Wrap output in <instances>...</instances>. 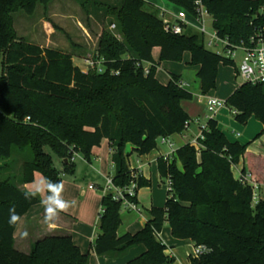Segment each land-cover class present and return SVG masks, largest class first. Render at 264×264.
I'll list each match as a JSON object with an SVG mask.
<instances>
[{"label":"trees","instance_id":"16d2710c","mask_svg":"<svg viewBox=\"0 0 264 264\" xmlns=\"http://www.w3.org/2000/svg\"><path fill=\"white\" fill-rule=\"evenodd\" d=\"M50 1L0 0V159L10 160L15 149L28 152L22 179L0 178V264H90V254H83L71 236L45 237L29 254L15 249L20 220L42 202L39 195L19 185L33 183L35 173H40L48 196H57L49 191V183L62 187L61 173L47 148L73 175L74 154L91 162L93 149L108 140L113 149V184L125 188L133 181L127 146L139 157L149 155L158 149L160 139L185 133L192 121L182 103L192 100L193 94L178 85L181 79L175 75L167 85L161 84L157 79L160 64L182 62L190 53V65L199 67L203 95L216 89L221 65L236 66L210 51L205 37L193 29L183 36L166 33L159 11L147 10L154 5L122 0L119 7L105 9L106 16L117 15L119 25L115 26L121 33L119 39L104 31L100 38L97 58L105 61V72L84 73L72 55L17 38L14 14L19 10L33 14L37 4ZM166 1L190 15L195 13V0ZM204 5L218 36L230 46H251L252 38H264V0H204ZM156 48L161 51L159 62L153 58ZM137 61L154 63L149 76L136 68ZM226 103L237 112L235 120L240 125H247L252 117L264 125V85L241 84ZM245 158L247 170L264 186L248 146L230 142L217 121L210 119L197 146L187 144L172 160H159L161 179L171 178L172 191L163 208L148 212L143 230L119 236L122 205L111 194L103 197L92 251L98 256L123 257L144 246L145 253L129 264H175L157 239L169 225L175 239L207 249L191 258V264H264V198L254 206L252 188L233 172ZM138 184L139 190L151 186L141 176Z\"/></svg>","mask_w":264,"mask_h":264},{"label":"crops","instance_id":"0c3cea01","mask_svg":"<svg viewBox=\"0 0 264 264\" xmlns=\"http://www.w3.org/2000/svg\"><path fill=\"white\" fill-rule=\"evenodd\" d=\"M121 3L122 0H119L116 1V4L114 5L120 6ZM152 5L155 6V4ZM155 7L160 10H164L161 7L166 6L161 3ZM79 24H81V22H79ZM40 46L43 47L42 45ZM153 58L156 62H159L160 54L159 57H156L153 51ZM161 66L162 63L157 70V79L163 85H167L171 81L172 75L178 77L182 75L176 74L174 71L170 70V72H167L165 75L167 78L166 82H161L158 75L159 72L160 74L163 72ZM173 66L174 65H171V67ZM82 67L84 71V68L86 67L84 62H82ZM78 68L81 69L80 67ZM196 68L198 69L196 72L197 75L199 67ZM180 79L181 81L186 82L181 77ZM218 81L219 75L217 78V85ZM188 85L190 88L189 83ZM189 88L187 90H189ZM238 88L231 91L230 93L226 92L225 94L213 90L210 92V96L199 94L196 96V98L199 104L204 105L207 108V98H216L226 102ZM200 93H202L201 88ZM182 106L191 117L192 124L190 123V126L185 133L176 134L168 138V141L175 145V151L187 144L197 146L198 138L201 134L200 127L205 125L202 124V120L197 115V113L195 114L194 111L196 108L192 103L183 102ZM207 117L208 114L206 115L205 119ZM212 119L217 121L219 129L226 135L230 142L240 143L243 146H248V153L252 154L254 163L259 168L260 176L264 178V125L255 117H252L247 125H240L235 120L232 109L228 107L220 109ZM229 132L235 135L236 138L230 136L228 134ZM160 146L166 150L162 151L161 148H158L151 154L142 157L137 156L130 145H128L126 148V153L129 155L130 170L135 171L139 176L143 177V179L149 181L151 187L159 183L162 185H167V180L162 181L161 179L158 162L163 156H168L169 160H172L174 157V151L168 144H160ZM112 154L113 149L111 144L108 140H105L100 147L93 149L91 162H87L84 159L80 166L75 164L77 167L75 169L76 173L73 174L69 179L62 180V187L59 195V198L65 201L68 204V207L62 211H59L52 219L47 221L45 220V207L47 205L48 195L47 183L44 176L40 173H35L33 183L19 185L21 190L39 195L42 199V202L39 205L32 207L30 211L20 220L14 235L15 249L19 252L29 254L31 252L32 246L37 241L45 237L71 236L74 244L80 248L83 254H90V264H129V262L139 258L142 254H144L146 251L144 246H139L130 250L123 257L98 256L94 253V251H92V247L99 235V220L102 214V200L105 196L104 188L107 185L108 179L113 178L115 173L114 164L112 162ZM61 163L64 168L62 160ZM83 170L88 172L90 179L88 183L86 180L79 179V176ZM233 172L236 179H238L240 175L244 173L252 174L247 170L246 158L242 159L240 164L234 167ZM91 186H93L94 189H91ZM263 187L264 186H262V188ZM140 192L141 189L138 192L139 212H122L127 213L129 216L132 215L133 218L128 221H122V226L119 230V236H123L127 233L137 234L143 230L149 221L148 212L154 207L163 208L169 196L168 190L166 199L160 204L155 202L154 194H152L151 200L148 202V204H145L143 200L141 201ZM141 204L146 208V214L141 209ZM170 231L172 234L171 228ZM170 233H166L165 230H163L161 233V240L168 248V250H166V255L174 257L175 264H191L190 258L194 250V244L190 241L175 239L172 237V235L170 236Z\"/></svg>","mask_w":264,"mask_h":264},{"label":"rangeland","instance_id":"374dc122","mask_svg":"<svg viewBox=\"0 0 264 264\" xmlns=\"http://www.w3.org/2000/svg\"><path fill=\"white\" fill-rule=\"evenodd\" d=\"M116 1L119 0H51L48 4H37L33 14H28L24 10H19L14 14V28L17 38L24 39L28 43L40 44L43 47L57 49L63 53L70 54L73 56L74 64L83 71L82 62L90 57H97L99 41L104 31L116 35L119 39L121 38V33L118 30L119 28L112 30L113 25H119L117 15L112 13L106 16L105 13L107 7H119L114 5ZM146 1L149 4H155V6L162 3L166 7L161 8L168 14L176 15L182 10L166 0ZM147 10L150 12L159 11L158 16L162 19V11L157 7L148 8ZM166 17L169 18V16ZM191 20L193 19L191 18ZM79 22H81V24H79ZM196 26L199 25L196 24ZM207 29L209 33L213 32L212 20L210 18H208ZM209 39V36H205L207 42ZM209 50L217 54L223 51L222 47H214ZM159 54L160 50L156 48L154 50V55L159 57ZM241 57L242 54L239 53L237 65L240 63ZM171 65L174 66L171 67ZM161 69L163 72L161 74L159 72L158 74L161 82H166L167 78L165 75L167 72H170V70L174 71L176 74H182L180 77L190 84L189 92L193 94L192 100L184 102L192 103L195 106V114L197 113L202 120V124L206 125L208 120L207 118L205 119V117L208 112L207 108L199 104L196 98L197 95H202V93H200L201 82L196 75L198 69L190 65V53L184 55L182 62H163ZM84 71H86V67ZM1 73L2 62L0 61V74ZM218 75L219 81L214 91H219L223 94L226 92L230 93L243 84L241 79L236 78V70L234 67L221 65ZM209 94L210 93L206 96H210ZM228 134L236 138L231 132ZM158 148H161V146L159 145ZM161 150L164 151L166 149L161 148ZM46 151L52 156L56 169L61 173L62 180L69 179L72 175L64 171L61 160L49 148H47ZM27 156L28 152L25 153L19 149H15L10 160L0 159V178L2 180H11L13 177H16L18 180L22 179L23 164ZM84 159V155L79 154L78 158L75 160V164L80 166ZM79 179L86 180L88 183L90 181L88 172L83 170ZM263 191L264 189L261 188V194H263ZM152 194H154L155 202L161 204L168 195L167 185L159 183L152 187L142 188L140 192L141 201L143 200L145 204H148L152 198ZM140 207L146 214V208L143 207L142 204ZM132 218V215L129 216L127 213H122V221H128ZM163 230L168 234L171 232L169 225H165ZM171 235L170 233V236Z\"/></svg>","mask_w":264,"mask_h":264},{"label":"built area","instance_id":"2783aa9c","mask_svg":"<svg viewBox=\"0 0 264 264\" xmlns=\"http://www.w3.org/2000/svg\"><path fill=\"white\" fill-rule=\"evenodd\" d=\"M194 7H195V13L193 15H190L185 10L179 11L176 15L168 14L166 11L161 10L162 11L161 16H162L165 32L175 36H183L187 30L193 29L198 33L202 34L204 37L209 36L210 38L209 41L208 42L206 41L207 48L212 49L214 47H222L223 51L219 55L225 57L226 59L232 60L235 63L236 76L237 78L241 79L243 84H251L254 86L264 85V38L263 37H260L258 39H256L255 37L252 38L251 46H246V45H240L237 47L230 46V43L227 39H221L218 36L214 27H213V32L209 33L207 29L208 18L212 20V25L214 23V19L206 9L204 5V0H195ZM166 16H169V18H167ZM191 18L193 20H191ZM196 24H198L199 26H196ZM112 30H116L115 25L112 26ZM239 53L242 54V57L240 63L237 65V58ZM84 63L86 65V71H84V73H89L92 71L102 74L106 70L104 67L105 61L100 60L97 57H90L89 59H86ZM135 66L138 70H142L145 76H149L155 65L152 62L137 61ZM178 85L186 90L189 88L188 83L183 81H180ZM206 106L208 111V117H207L208 121L212 119L220 109L228 107L225 101L216 98H207ZM232 113L234 116L237 115V112L233 109H232ZM206 130H207V124L202 125L200 127L201 134L198 140L204 139V132ZM160 144L163 145L168 144L171 147V149L174 152H176L174 148L175 145L169 142L168 138L160 139L159 145ZM174 152L173 154L175 155ZM78 156L79 154H74L71 160L72 163H75V160ZM162 158H164L167 161L169 160L168 156H163ZM132 172H133L132 173L133 181L129 186L125 188L115 187L113 184V178L108 179L107 185L104 188V194L105 195L111 194L113 196L114 201H116L117 203H121L123 211L139 212V205L136 203V200L138 201V192H139V184H138L139 175L135 171ZM166 180H167L168 190L169 192H171L172 191L171 178H167ZM238 180L243 185L250 186L252 188L253 205L256 206L264 198V195L261 194L262 186L254 180L252 174L244 173L240 175ZM90 188L94 189L93 186H91ZM157 239L159 242L164 244L161 240V234L157 235ZM206 252L207 249L205 247L194 246V250L191 258H198Z\"/></svg>","mask_w":264,"mask_h":264},{"label":"clouds","instance_id":"9594fccd","mask_svg":"<svg viewBox=\"0 0 264 264\" xmlns=\"http://www.w3.org/2000/svg\"><path fill=\"white\" fill-rule=\"evenodd\" d=\"M48 189L50 192L57 193V196L55 198L53 196H48L47 205L45 207L46 221L52 219L59 211H62L68 207V204L65 201L61 200L58 195L61 189V185L49 183ZM10 211L14 212V210ZM16 219L17 217L15 215L11 216V221H15Z\"/></svg>","mask_w":264,"mask_h":264},{"label":"water","instance_id":"95a60500","mask_svg":"<svg viewBox=\"0 0 264 264\" xmlns=\"http://www.w3.org/2000/svg\"><path fill=\"white\" fill-rule=\"evenodd\" d=\"M68 161H66V163H67Z\"/></svg>","mask_w":264,"mask_h":264}]
</instances>
